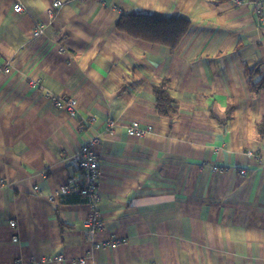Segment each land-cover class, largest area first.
I'll return each instance as SVG.
<instances>
[{"label": "crops", "instance_id": "crops-1", "mask_svg": "<svg viewBox=\"0 0 264 264\" xmlns=\"http://www.w3.org/2000/svg\"><path fill=\"white\" fill-rule=\"evenodd\" d=\"M53 1L0 0V264H264V0H63L49 18ZM137 11L190 25L171 50L116 28ZM70 97L72 115L52 103ZM95 135L90 239L87 200L49 195Z\"/></svg>", "mask_w": 264, "mask_h": 264}, {"label": "built area", "instance_id": "built-area-1", "mask_svg": "<svg viewBox=\"0 0 264 264\" xmlns=\"http://www.w3.org/2000/svg\"><path fill=\"white\" fill-rule=\"evenodd\" d=\"M63 0H54L50 6L46 8V14L49 18H52L55 11L59 6L62 5ZM234 3H239V0H232ZM252 4L254 5V11L256 14H261L262 12V0H252ZM12 10L15 13H22L25 11L22 4L18 1L13 2ZM43 32L41 25H36L33 31V36L37 37L41 35ZM9 63L6 62L4 66V72H10ZM52 103L54 106L63 108L68 114L72 115L76 111V101L74 98H65L62 100H58L56 98H52ZM114 129L113 123L109 122L106 126V131H112ZM153 131L151 126H141L138 122H132L127 127V132L130 135H145ZM100 141L99 135H95L90 138L87 142H85L77 153V173L75 175L70 176L67 179L65 185L61 186L54 194L49 195V199H53V197L58 194H66V193H78L86 198V202L90 206L89 216L85 222L87 228V235L90 239H93L96 232L103 226L102 220L100 218L97 203L99 201V196L97 193V185L100 177V169H99V158L97 153L94 151L93 146L98 144ZM9 227L13 231L16 227L15 220L9 221ZM12 240H17V235L13 233ZM118 241L115 240L113 242H106L104 244L96 243L94 246L98 248L100 245H113ZM54 259H61V256H57ZM52 258H42L39 264H44L45 262L51 261ZM86 258L78 259V263H83ZM16 262V261H14ZM17 263V262H16Z\"/></svg>", "mask_w": 264, "mask_h": 264}, {"label": "trees", "instance_id": "trees-1", "mask_svg": "<svg viewBox=\"0 0 264 264\" xmlns=\"http://www.w3.org/2000/svg\"><path fill=\"white\" fill-rule=\"evenodd\" d=\"M189 21L179 17H163L143 11H137L134 14H123L116 28L129 36L144 40L150 43L160 44L174 50L189 28ZM258 68H254L256 71ZM264 76L261 83L257 84L253 89L264 88ZM153 94L155 95V107L158 115L168 117L178 111L177 104L171 98L169 92V82L167 79H161L153 86ZM74 200L86 201V198L80 194H71Z\"/></svg>", "mask_w": 264, "mask_h": 264}]
</instances>
